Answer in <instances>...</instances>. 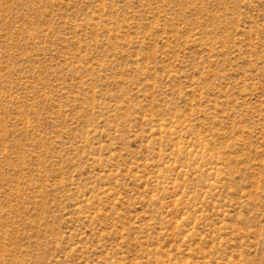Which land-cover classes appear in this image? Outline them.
Returning a JSON list of instances; mask_svg holds the SVG:
<instances>
[{
	"label": "rangeland",
	"instance_id": "obj_1",
	"mask_svg": "<svg viewBox=\"0 0 264 264\" xmlns=\"http://www.w3.org/2000/svg\"><path fill=\"white\" fill-rule=\"evenodd\" d=\"M0 264H264V0H0Z\"/></svg>",
	"mask_w": 264,
	"mask_h": 264
}]
</instances>
